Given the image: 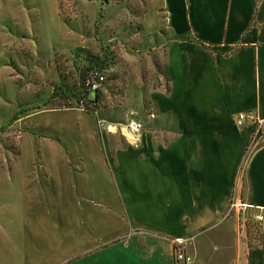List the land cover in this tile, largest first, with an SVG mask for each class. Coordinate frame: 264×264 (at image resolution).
Segmentation results:
<instances>
[{
    "label": "crops",
    "instance_id": "1",
    "mask_svg": "<svg viewBox=\"0 0 264 264\" xmlns=\"http://www.w3.org/2000/svg\"><path fill=\"white\" fill-rule=\"evenodd\" d=\"M158 9L168 85L153 92L157 132L144 130L139 145L114 150L127 190L121 229L112 212L61 211L64 199L54 208L45 202L43 213L36 201L0 199V264L38 263L39 214L47 219L44 245L68 249L51 264H264V221H253L248 238L241 232L245 241L232 236L223 249L210 237L213 221L228 214L253 131L249 121L235 125L234 115L251 111L264 126V0H161ZM243 172L239 202L249 205V218L264 215V142L248 154ZM21 223L35 227L34 241L22 238ZM87 227L96 235L92 242L88 234L89 245ZM175 237L185 238L181 247L195 259L173 261Z\"/></svg>",
    "mask_w": 264,
    "mask_h": 264
},
{
    "label": "rangeland",
    "instance_id": "2",
    "mask_svg": "<svg viewBox=\"0 0 264 264\" xmlns=\"http://www.w3.org/2000/svg\"><path fill=\"white\" fill-rule=\"evenodd\" d=\"M160 1L0 0V199L36 201L38 213L64 199L61 211L79 213L83 206L90 217L112 212L121 229L127 190L114 150L139 145L144 130L157 132L153 92L168 85ZM86 57L105 63L96 73V98L58 106L63 99L49 95L55 88L78 87ZM130 122L139 124L133 140L122 130ZM249 122L252 137L236 168L230 201H241L245 160L264 142L261 122ZM239 207L228 204V214L213 221L210 237L222 249L232 236L242 238L244 230L248 238L255 227L248 210ZM37 224V264L64 258L65 245L52 250L43 243L46 216L39 214ZM27 227L21 223L22 238L35 239V227ZM91 230H85L86 245ZM90 238L95 242L96 235Z\"/></svg>",
    "mask_w": 264,
    "mask_h": 264
},
{
    "label": "trees",
    "instance_id": "3",
    "mask_svg": "<svg viewBox=\"0 0 264 264\" xmlns=\"http://www.w3.org/2000/svg\"><path fill=\"white\" fill-rule=\"evenodd\" d=\"M86 60L85 66L78 73L77 88L59 87L55 88L49 95V97L56 96L63 99L62 102L57 103L58 106H69L72 101L80 102L87 99L89 95L93 99L96 98V87H91V82L96 78L97 71L105 66V63L92 57H86Z\"/></svg>",
    "mask_w": 264,
    "mask_h": 264
},
{
    "label": "built area",
    "instance_id": "4",
    "mask_svg": "<svg viewBox=\"0 0 264 264\" xmlns=\"http://www.w3.org/2000/svg\"><path fill=\"white\" fill-rule=\"evenodd\" d=\"M98 77L101 78L100 75L97 76V78ZM97 82L98 81L95 78L91 82V87H95L97 85ZM245 120H249L253 122L256 121L257 123L261 122V119H258L251 111H238L235 113V118H234L235 125L242 124ZM131 124L133 125V129L131 128L130 130L132 131L131 133L133 134V136H135V131L138 129L139 124L136 122H130L128 123L127 127L130 128ZM257 130H258V127L255 129V131ZM236 205L240 207L249 206L248 204L244 202L229 201V207L236 206ZM251 219L252 221L260 224L264 221V215L260 211H254L251 214ZM184 240L185 238L183 237H175L172 239V258H173V261L177 263H186L191 260V255L189 253H186L181 247V244L183 243Z\"/></svg>",
    "mask_w": 264,
    "mask_h": 264
},
{
    "label": "bare ground",
    "instance_id": "5",
    "mask_svg": "<svg viewBox=\"0 0 264 264\" xmlns=\"http://www.w3.org/2000/svg\"><path fill=\"white\" fill-rule=\"evenodd\" d=\"M133 129V125L131 124L130 128L128 127H123L122 130L123 132L127 135V137L129 136L131 139L134 137L133 134L131 133L132 131L130 129Z\"/></svg>",
    "mask_w": 264,
    "mask_h": 264
}]
</instances>
